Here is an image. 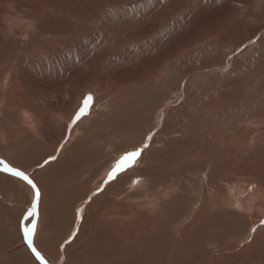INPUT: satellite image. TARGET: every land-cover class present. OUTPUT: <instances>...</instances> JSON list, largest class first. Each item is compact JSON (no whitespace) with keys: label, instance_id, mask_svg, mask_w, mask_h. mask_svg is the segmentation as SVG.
I'll return each mask as SVG.
<instances>
[{"label":"rangeland","instance_id":"1","mask_svg":"<svg viewBox=\"0 0 264 264\" xmlns=\"http://www.w3.org/2000/svg\"><path fill=\"white\" fill-rule=\"evenodd\" d=\"M9 25L18 38L26 36L20 41L25 52H12L2 45V39H11ZM239 41L245 46L241 44L238 52L239 45H235ZM0 46V160L26 173L41 192L33 246L45 264H232L233 259L227 255L252 240V248L247 250L258 252L264 240V212L263 216L254 215L251 222L242 215L238 223L232 217L223 220L224 211H239L233 200L225 205L229 209H221L220 217L210 214L209 208L200 217L203 219L194 216L211 196L206 193L203 198L202 191L212 192L222 185L220 178L230 180L223 185L231 199L232 191H237L231 188V180L239 178L243 181L237 187L241 196L250 194L248 185L252 183L251 192L257 184L264 191V120L225 125L222 138L234 135L247 143L236 159L238 166L228 174L223 171L226 176L213 171L217 162L212 158L226 144L211 141L204 146L202 137L189 138L190 128L184 131L176 123L173 134L165 137L168 143L160 145L157 168H151V162V167L137 165L141 157L133 165L139 170L135 174L131 171L132 175L143 173V183L139 177L132 178L128 186L110 187L105 197L95 200L109 189L104 181L110 165L124 152L141 148L144 144L140 139L150 126L166 119L162 112L172 103L190 100V110L184 109L201 117L200 98L211 105V99L201 95L214 84L220 91L224 89L225 107L230 112L238 101L244 102L238 107L250 110L252 118L257 117L252 108L264 112V95L258 97L264 92V0H0ZM229 55L237 56L235 65L253 69L240 78L244 83L238 81V75L230 79L225 72L213 77L200 70L205 62L225 65ZM15 59L19 63H13ZM166 59L169 64L160 70L164 81L161 77L155 81L154 69ZM91 78L100 80L103 89L113 86L115 80L125 81L136 90L142 88V95L130 101L140 105L130 112L131 123L121 115L118 122L109 115V107L101 109L98 113L108 120H101L106 123H102L106 125L102 132L100 127L89 128L79 140L62 141L66 125L63 115L82 95L81 85ZM145 79L150 80L146 83ZM252 96L255 98L250 106ZM194 99L198 100L196 107ZM26 105L34 108L33 126L18 120L19 110L27 109ZM245 127L248 131L242 136L240 131ZM157 132L153 130L149 138ZM185 154L187 157L182 156ZM164 163L175 164L173 171H168L177 177L168 178L171 182L178 179L177 187L166 194L165 188L156 183L167 179ZM152 169L160 174L154 180L147 178L153 175ZM35 174L40 178H34ZM31 191L22 180L0 171V264H39L21 231L24 225L30 227L33 219H25L33 198ZM234 229L239 233L233 236ZM253 229H258V237ZM235 236L241 240L236 241Z\"/></svg>","mask_w":264,"mask_h":264},{"label":"bare ground","instance_id":"2","mask_svg":"<svg viewBox=\"0 0 264 264\" xmlns=\"http://www.w3.org/2000/svg\"><path fill=\"white\" fill-rule=\"evenodd\" d=\"M10 16V15H9ZM8 17V16H7ZM167 17V16H166ZM172 18V17H171ZM90 19V18H89ZM4 21V20H3ZM92 21V20H90ZM4 23V22H3ZM90 24V23H88ZM15 28H13L12 26H8V30L10 32V34L12 35L11 36V39L9 40H6L4 41L3 39L1 40V43L3 46H5V48H8L10 51L14 52V50H16V52H25V49H23V47L20 45V41H24L26 40V36L24 38H18L17 35H16V31L14 30ZM162 29V28H161ZM160 29V30H161ZM163 29H166V28H163ZM162 29V31H164ZM159 30V31H160ZM222 34V33H221ZM5 36V35H4ZM16 36V37H15ZM36 36V35H35ZM223 40V39H222ZM159 42V41H158ZM217 42V41H216ZM242 41H239L236 45L238 46L239 45V48H238V52L241 51L240 49V45L243 44V43H240ZM4 43V44H3ZM159 44V43H158ZM145 45V43H144ZM247 45V44H246ZM143 46V45H142ZM245 45L243 44L242 47H244ZM1 47V46H0ZM144 47V46H143ZM233 47V46H232ZM236 48V49H237ZM3 50V49H2ZM7 50V49H6ZM27 50V48H26ZM145 50V49H144ZM248 50V48L246 49ZM8 51V50H7ZM234 51V49H233ZM242 51H245V50H242ZM138 52V51H137ZM232 53V51H231ZM230 54V53H229ZM9 55V54H8ZM141 55V54H140ZM4 56V55H3ZM18 55H16L17 57ZM230 56L231 59H230ZM1 57V56H0ZM15 57V56H14ZM15 57V58H16ZM19 57V56H18ZM234 57V58H233ZM5 58V57H4ZM9 58V57H8ZM149 58V57H148ZM172 58V56H171ZM6 59V58H5ZM10 59V58H9ZM237 59V56H233V55H229L228 58L226 59L225 58V61H226V64L225 65H217V64H205L204 65H201L199 66L200 67V70H202V72L204 71V73H208L210 75H213L214 76H218V75H222L224 74L225 72L227 74H229V77L230 79L232 78L233 75H238L239 76V82L243 81L241 80L240 78H243V75L246 76V74L250 73V71H252L253 69L251 68V66H246V67H243V66H240V65H235V61ZM2 60V59H1ZM176 60V59H175ZM7 61V60H6ZM16 59L13 61V63H19L18 61L15 62ZM169 59H166L164 61V63L162 64H159L155 67L154 69V79L155 81H157V78L158 77H161L160 80L162 79L164 81V77H162L164 74H162L161 76V73H160V70L162 69V67L166 64H169L168 63ZM233 61V62H232ZM251 61V60H250ZM10 62V61H9ZM33 62V61H32ZM111 62V61H110ZM170 62V61H169ZM244 62V61H243ZM255 62V61H254ZM7 64V63H6ZM171 64V63H170ZM174 64V63H173ZM178 64V62H177ZM247 64V63H246ZM252 64V62H251ZM2 65V63H1ZM172 65V64H171ZM200 65V64H199ZM256 66V65H255ZM37 67V66H36ZM254 67V65H253ZM4 68V67H3ZM94 68V67H93ZM110 68V67H109ZM167 68V67H166ZM264 68V67H263ZM168 69V68H167ZM172 69V68H171ZM174 69V67H173ZM38 70V68H37ZM24 73V72H23ZM254 74V72H253ZM253 74H250V75H253ZM256 74V73H255ZM14 75H16L14 73ZM103 75V74H102ZM27 76V75H26ZM25 76V77H26ZM27 78V77H26ZM151 79V77H149ZM219 78V77H218ZM246 78V77H245ZM150 79H145V82L147 83ZM264 79V77H263ZM253 81V80H252ZM260 81V80H259ZM100 80L98 81L97 78H91L89 80H85L84 84L81 85V88H80V96H77L75 98V100L73 101L72 103V106L69 107V111H67L66 115L64 114L63 116L66 117V125H65V130L64 132L62 133V141H71V140H75L76 138H79L81 136H83V134L85 135L87 133V130L89 128H92V129H95V128H98L100 127V131L101 129H104L103 127L105 126L106 128V125H103L102 123H104L103 120L105 122H107L108 120L106 118H104L105 114L104 115H100L98 112L101 111V109H104L106 107H109V109H111L110 111V114L109 115H114L113 118L116 117L117 120H119L118 122H120V118L125 120V121H130L132 120L131 119V115H130V112L133 111L134 107L135 106H138L140 105V103H138L137 101L135 103H130V101L132 99H135V98H139L141 95H142V88L141 89H134V87L130 84H127L125 83V81H120V80H115V82L113 83V86H109L107 88V86L105 87V89H103L101 86H100ZM162 82V81H161ZM255 82V81H254ZM160 83V82H159ZM238 83V82H237ZM244 83V81H243ZM108 84V83H107ZM231 84V83H229ZM239 84V83H238ZM251 84V83H250ZM264 84V83H263ZM159 85V84H158ZM244 85V84H243ZM247 85V84H246ZM8 86V85H6ZM145 86H148V85H145ZM161 86V84H160ZM211 86V85H210ZM251 86V85H250ZM241 87V86H240ZM245 87V86H244ZM243 87V89H244ZM247 87V86H246ZM245 87V88H246ZM262 87V86H261ZM30 88V87H29ZM208 88H211L210 90L207 89L206 91H204L201 95V97H205V100L207 98L211 99V105H208V102L206 101V105H205V102L203 100V98H200V103L198 104V100L196 102V100L194 99L193 101V104H195V107L198 105L201 106L202 109H200L201 111V117H199V114L197 112V114L195 115H191V113H188L187 109L189 106V103L190 105L192 104L190 100L188 101H181L182 103H172L170 105L169 108L166 109V112H162L163 113V118L166 117V119H163L161 121V123H159L158 125H152L150 126L149 130L143 135L144 138H141L140 139V142H143V144L147 143L148 144V148L144 150V152L142 153V155H140L139 157H141L139 159V161L136 163L137 165H145V166H149L151 167L152 165L150 164V162L153 164V166L151 168H157V166H155V160L159 159L158 155H160L161 153V146H163L165 143L167 144L168 142H166V138H168L167 136L170 137V135L173 134L174 130L176 128H174V124H178L179 127H181L180 129H183L185 131V129L187 128H190V135H189V138L190 136H197V137H202V139L200 140L202 142V144L204 146L207 145L208 142H211L213 141L214 144H220V143H225L226 144V148L224 149H221L220 147V151L216 150L214 153L216 154L215 156L212 155V158L216 159V162H217V165L215 166V168L213 169V171L217 172L219 175H222V176H226L228 174V170L229 169H232V168H235L237 167L238 165L236 164V159L237 157H239L240 153L241 152V148H244L245 144L247 145V143L243 142V139H240L237 140L236 139V136H229V138L226 139V136L224 135L223 138L221 137L222 134L224 133L222 130L223 128L225 127L226 124L228 123H231V122H239L241 121L242 123H251L253 122L254 120H259V122L261 120H264L263 118V111L260 110L259 108L258 109H254V112L253 114H257V117L255 118H252V115L249 113L250 110L245 109L242 107V108H239L238 106L242 103L244 105V102H237L238 104H235L234 105V111L233 112H230L229 109H226L225 107V102L227 100L226 96L224 95V89H221V91L218 89L219 88V85L216 87H214V84H213V87H208ZM233 88V87H232ZM214 89H215V92H214ZM227 89V88H226ZM234 89V88H233ZM251 89V88H250ZM82 90V92H81ZM220 92V95H216L218 94L217 91ZM238 90V89H237ZM237 90H234V94ZM258 90V89H257ZM213 91V92H212ZM247 91V90H246ZM211 92V93H210ZM251 92V91H250ZM79 95V94H78ZM88 95H91L92 96V100L89 102V107L85 110V115H83L81 117V119L79 121H76L75 124L72 123L73 121V117L74 115L76 114V112L78 111V109L82 108L84 106V100L85 98L88 96ZM216 95V96H215ZM240 95V94H239ZM251 95V94H250ZM260 95H264V92H260L258 94V97ZM213 96V98H211ZM32 98L34 96H31ZM253 97V96H252ZM198 98V97H196ZM255 97L253 98H250L251 100H253ZM261 98V96H260ZM34 99V98H33ZM32 99V100H33ZM244 99V98H243ZM246 99V98H245ZM169 100V99H168ZM260 100V99H259ZM262 100V99H261ZM260 100V101H261ZM246 101V100H245ZM229 102V101H228ZM236 102V101H234ZM254 100L251 101L250 103V106L253 104ZM204 103V104H203ZM245 103H248L249 102H245ZM28 104V102L26 103ZM167 104V103H166ZM106 105V106H104ZM188 106V107H187ZM232 106V105H231ZM247 106V105H246ZM249 105L247 106L250 107ZM27 109L26 108H22L19 110V116H18V120H20V122L23 124H26L27 126H33L36 124V116L34 115V108H28L29 106H27ZM139 107V106H138ZM142 107V106H140ZM164 107V106H163ZM166 107V106H165ZM187 107V108H185ZM228 107V106H227ZM183 108V109H182ZM185 108V109H184ZM99 109V111H98ZM189 109V108H188ZM30 110V111H29ZM64 110V109H63ZM137 110V109H136ZM163 110V109H162ZM190 110V109H189ZM70 114H69V113ZM155 112V111H154ZM160 112V111H159ZM167 113V116H165L164 114ZM230 113H231V117L230 116ZM251 115H249V114ZM57 114V113H56ZM62 114V113H61ZM119 115L120 118H119ZM136 116V115H134ZM250 116V117H249ZM161 119V118H160ZM112 120V119H111ZM158 120V118H157ZM110 121V120H109ZM115 121V119H114ZM113 121V123H114ZM125 121H124V124H125ZM117 122V123H118ZM240 122V123H241ZM256 122V123H257ZM92 123L94 125H92ZM108 123V122H107ZM131 123V121H130ZM135 123V122H133ZM106 124V123H104ZM112 125V124H111ZM254 125V124H253ZM103 126V127H102ZM110 126V125H109ZM117 126V125H116ZM131 126V125H130ZM188 126V127H187ZM121 127V125H120ZM232 127V126H231ZM160 128V129H159ZM178 128V127H177ZM248 128V127H247ZM129 129V128H128ZM151 129V130H150ZM155 131H158L157 133L154 134V136H152V138H149L151 137V134L152 132ZM250 130V129H249ZM258 130V129H257ZM261 131V129H259ZM97 131V130H95ZM245 131H248L246 129V127L240 131V135L244 136V133ZM102 132V131H101ZM252 132V131H251ZM264 132V130H263ZM179 133V131H178ZM181 133V131H180ZM185 133V132H183ZM250 133V132H249ZM104 134V133H103ZM102 134V135H103ZM234 134V133H233ZM260 134V133H259ZM148 135V136H147ZM185 135V134H184ZM187 135V133H186ZM104 136V135H103ZM246 136V135H245ZM147 137V138H146ZM166 137V138H165ZM184 137V136H183ZM250 137V136H249ZM101 138V137H100ZM192 138V137H191ZM246 138V137H244ZM109 139V138H108ZM102 140V139H101ZM115 140V139H114ZM170 140V139H169ZM224 140V142H223ZM185 141V140H184ZM216 142V143H215ZM116 145V144H115ZM137 145V144H136ZM161 145V146H160ZM169 145V144H168ZM215 145V146H216ZM135 146V145H134ZM142 146V145H141ZM139 146V147H141ZM144 146V145H143ZM143 146L141 148H143ZM170 146V145H169ZM183 147V146H182ZM132 148V147H131ZM170 148V147H169ZM136 149V148H135ZM144 149V148H143ZM167 151V149H164ZM172 150V149H171ZM123 151V150H122ZM175 151V149H174ZM175 153V152H174ZM177 153V152H176ZM186 153V152H185ZM162 154V153H161ZM170 154V153H168ZM164 155V153H163ZM172 155V154H170ZM187 154L185 155H182V156H186ZM250 155V154H249ZM175 156V155H174ZM179 156V155H177ZM181 156V155H180ZM181 156V157H182ZM190 156V155H188ZM192 156V155H191ZM161 157V156H160ZM173 157V156H171ZM187 157V156H186ZM221 157V158H220ZM241 158V157H240ZM163 159V158H162ZM166 159V158H165ZM178 159V158H177ZM181 159V158H180ZM183 159V158H182ZM243 160V159H242ZM169 161V160H168ZM173 161V160H172ZM184 161V159L182 160ZM210 161V160H209ZM239 161V160H238ZM246 161V160H245ZM59 162V160H58ZM179 162V161H178ZM249 162V161H248ZM247 162V164H248ZM163 163V162H162ZM177 163V162H176ZM242 163V161H241ZM240 163V164H241ZM57 165V164H56ZM113 164H111L110 166L112 167ZM135 166V163L133 164ZM136 167H132L133 169L131 168H126L125 172H122L121 174L118 175L117 179L112 181L111 183H109L106 187H109V189L107 190V188L101 193L102 195L97 197V199L95 201H98L100 199V197H105V194L107 195L108 194V191L111 189L110 187H113V186H116L115 189H117L118 185H125L128 186L132 180V178H136V177H139L140 181H142L143 183V179L145 176H143V173L142 175L140 174V176H134L136 170H139L137 169V166ZM165 165V169L166 171H170L172 172V168L174 167L175 164H169L167 163V165L164 163ZM208 165V164H207ZM249 165V164H248ZM109 166V165H108ZM110 166L108 167L110 169ZM251 166V165H250ZM104 167V166H103ZM107 167V165H106ZM147 167V168H149ZM243 167H245L243 165ZM141 168V167H140ZM146 168V170H147ZM108 169V170H109ZM237 169V168H236ZM240 169V168H239ZM50 170V169H49ZM107 170V169H106ZM151 170V169H150ZM148 170V171H150ZM153 170V169H152ZM132 172H134V174L132 175ZM154 173L153 175L149 176V174L147 175L149 177H152L151 179H153V177H158L160 174L157 170H153ZM165 171V172H166ZM169 171L167 173L164 172V178L167 177L166 180H162V182L160 181H156V183L160 186V188H165V194L170 192L171 190L173 191L174 188L177 187V182H178V179L176 181V179L174 180L173 179V182H171V180L168 178V176H171V177H175L176 175H172V173H169ZM212 171V172H213ZM225 171V172H223ZM3 172V171H1ZM108 172V171H106ZM140 173H141V170H140ZM242 173V172H241ZM26 174V173H25ZM47 174V173H46ZM158 174V175H157ZM211 174V173H210ZM138 175V174H136ZM179 176V175H178ZM210 176V175H209ZM235 176V175H233ZM39 175L35 174L34 175V178H38ZM177 177V176H176ZM238 177V176H237ZM146 178V177H145ZM155 179V178H154ZM153 179V180H154ZM160 179V178H159ZM207 179V178H206ZM205 179V180H206ZM215 179V178H214ZM217 179V178H216ZM135 180V179H134ZM152 180V183H150V180H149V183L150 184H153ZM46 181V180H45ZM138 181V180H137ZM170 181V182H169ZM216 181V180H215ZM219 181V180H218ZM230 180H223L220 178V183L222 184H227ZM232 181V186L231 187L232 189L234 190H237V191H232L233 194V199H231V197H229L225 191V187L224 185H217L215 188H213L212 192L210 191V189H205V191H202L204 192L203 193V198L205 197L206 198V193H209L211 196H210V199L207 200V201H204V204L202 207H198V212L196 211V216H194L195 218H199V219H203V218H200L202 217V215L204 214L205 210L207 208H209V211H210V214H213L214 216L217 217H220L219 216V212L222 210H224V208L226 209H229L227 208L226 206H229L230 202L234 200V202L236 203V207L239 209L238 212H233L232 210L229 209V211H224V215H222V219L223 220H227L228 221V218L232 217V218H236V222L238 223V221L240 220V217L241 215L243 217H246L247 221L249 220L251 222V220L254 218L253 216L254 215H261L263 212H264V191L262 190L263 187L259 190L258 189V184L256 185V190H254L255 192H251V190L253 189L252 185H254L252 183L248 185L249 189L250 190V194H247L246 193L241 196V193L238 192L240 189H238L237 187L241 186L243 183V181L239 178V180H231ZM251 181V180H250ZM24 182V181H23ZM40 182V181H39ZM38 182V183H39ZM47 182V181H46ZM205 182H208L207 180ZM244 182H247V181H244ZM253 182V181H252ZM259 182V181H258ZM26 183V182H25ZM44 183V182H43ZM148 183V182H147ZM146 183V184H147ZM165 183V184H163ZM213 183V182H212ZM218 183V182H217ZM250 183V182H249ZM133 184V183H132ZM135 184V183H134ZM137 184V183H136ZM246 184V183H245ZM24 185V184H23ZM26 185L30 188V186L26 183ZM43 185V184H42ZM143 185V184H142ZM149 185V184H147ZM154 185V184H153ZM212 185H216V184H211ZM132 186V185H131ZM140 187V184L138 182V185ZM222 186V187H221ZM229 186V185H228ZM158 187V186H157ZM246 187V186H245ZM159 188V187H158ZM206 188V187H205ZM230 189V188H228ZM32 190V189H31ZM148 190V189H147ZM179 190V188H178ZM152 191V190H151ZM154 191V190H153ZM168 191V192H167ZM171 191V192H172ZM253 191V190H252ZM32 192V191H31ZM107 192V193H106ZM231 192V191H230ZM212 193V194H211ZM229 193V192H228ZM248 193V192H247ZM230 194V193H229ZM259 194L258 197H256V195ZM129 195V194H128ZM153 195V194H151ZM180 195V194H178ZM200 195V194H199ZM202 195V194H201ZM227 195V196H226ZM250 195V197L248 196ZM178 197V196H177ZM209 197V196H208ZM99 198V199H98ZM131 198V197H130ZM94 201V202H95ZM105 202V201H104ZM196 202V200H195ZM155 203V201H154ZM198 204V203H197ZM226 205V206H225ZM196 206L193 204V207ZM80 208V207H79ZM195 208V207H194ZM78 210H81L78 209ZM234 210V209H233ZM81 213V212H79ZM200 215V216H199ZM208 215V213H207ZM234 215H237V216H234ZM213 216V217H214ZM263 216V215H261ZM37 218V217H36ZM35 218V219H36ZM78 218V217H77ZM194 218V220H195ZM205 218V217H204ZM262 218V217H261ZM220 219V218H218ZM259 219V218H258ZM207 220V219H206ZM196 221V220H195ZM204 221V220H203ZM230 221V220H229ZM207 222L209 223V221L207 220ZM234 222V221H233ZM235 222V223H236ZM195 223V222H194ZM207 223V224H208ZM232 223V222H231ZM204 224H206L204 222ZM227 224V223H226ZM229 224V222H228ZM211 225V224H210ZM216 225H219V224H216ZM224 225V224H223ZM235 225V224H234ZM239 225H242V222L240 223L239 222ZM238 225V226H239ZM225 226V225H224ZM262 226V225H261ZM206 227H209L206 225ZM217 227V226H216ZM264 227V226H262ZM218 228V227H217ZM227 227L225 226V229ZM253 228V227H252ZM141 229V228H140ZM189 229V228H188ZM195 229V228H194ZM215 229L216 231V228H213ZM211 230V229H210ZM256 230V229H255ZM261 230V229H259ZM264 230V228H263ZM190 232V231H189ZM195 232V231H194ZM220 232V231H219ZM253 232V231H252ZM258 229L255 231L254 233V236L256 235L258 237ZM133 233V232H132ZM237 233H239V229H234L233 231V236L236 235ZM138 234V233H137ZM200 234V233H199ZM124 235V234H123ZM196 235H197V231H196ZM249 235V234H248ZM262 235V234H261ZM140 236L139 238H141L142 235H138ZM205 236V235H204ZM202 235V238L204 237ZM208 236V235H207ZM212 236V235H211ZM214 236V235H213ZM232 236V237H233ZM215 237V236H214ZM219 237V236H218ZM231 237V236H229ZM243 237V235H242ZM252 237V236H251ZM263 237V236H262ZM129 238V234H128V237ZM209 238V236H208ZM234 238V237H233ZM212 239V238H211ZM231 239V238H230ZM240 237L239 236H235V240H239ZM251 239V238H250ZM131 240V239H130ZM181 240V239H180ZM233 240V239H232ZM241 240V239H240ZM246 240V239H245ZM209 241V240H208ZM225 241V240H224ZM253 241L252 240L249 245L246 244L247 246L244 245V247H241V249H239L238 251L237 250H234L233 253L231 254H228L227 255V258L230 259L232 258V264H240V262L244 261L245 264H264V240H261L260 243H261V246H259L257 248V253L258 255L256 256L255 254L257 253H253L251 252L250 250L248 251L247 249L249 247L252 246L253 244ZM131 242V241H129ZM134 242V241H133ZM207 242V241H206ZM247 242V241H246ZM132 243V242H131ZM197 243V242H196ZM239 243V242H238ZM255 243V242H254ZM199 244V243H198ZM243 244V243H242ZM245 244V243H244ZM225 245V244H224ZM229 245V244H228ZM239 245V244H237ZM204 246V245H203ZM232 246V245H231ZM243 246V245H242ZM184 248V247H183ZM232 248V247H231ZM237 248V247H236ZM252 248V247H251ZM178 248H176L177 250ZM191 249V248H190ZM234 249V248H233ZM229 251V250H228ZM232 252V250H230ZM248 251V253H246ZM176 252V251H175ZM180 252V250H179ZM196 252V251H195ZM192 253V252H191ZM221 254V253H220ZM196 255V254H195ZM176 257V256H175ZM227 259V260H228ZM231 260V259H230ZM234 261V262H233ZM206 262V261H205ZM210 262V261H209ZM231 262V261H230ZM46 263V262H45ZM198 263V262H197ZM196 264V263H195ZM206 264V263H205Z\"/></svg>","mask_w":264,"mask_h":264},{"label":"snow or ice","instance_id":"3","mask_svg":"<svg viewBox=\"0 0 264 264\" xmlns=\"http://www.w3.org/2000/svg\"><path fill=\"white\" fill-rule=\"evenodd\" d=\"M92 96L88 95L84 100V106L76 112V114L73 117L72 123L75 124L76 121H79L83 115H85V110L89 107V102L92 100ZM148 144L145 143L143 148H147ZM143 148H138L133 151L124 152L120 155L118 160L113 164L111 167V170L107 174V178L104 181V184L107 185L108 183L114 181L117 179L118 175L125 171L126 168L133 166V164L136 162L138 157L141 155ZM51 159H55V157H52ZM47 163V161H45ZM0 171H3L5 173L10 174L11 176H14L24 182H26L33 192V198L31 201V207L28 209L25 219H28L29 217L33 218L30 223L31 226L28 227L26 225L22 226L21 231L23 232L24 240L27 242L28 247L31 249L32 255L35 257L37 261L40 262V264H45L44 257L41 255L39 251L33 246V237L36 231V222L35 218L38 215V205L41 198V192L37 185L23 172L20 171L14 167H10L7 163L0 160ZM103 188L99 189L98 191H102ZM97 193L94 192L93 195H96ZM79 211H77V216L79 218ZM262 224H264V221H261ZM255 232V229L252 230Z\"/></svg>","mask_w":264,"mask_h":264},{"label":"water","instance_id":"4","mask_svg":"<svg viewBox=\"0 0 264 264\" xmlns=\"http://www.w3.org/2000/svg\"><path fill=\"white\" fill-rule=\"evenodd\" d=\"M31 250V249H30ZM38 263L40 264V262L38 261Z\"/></svg>","mask_w":264,"mask_h":264}]
</instances>
